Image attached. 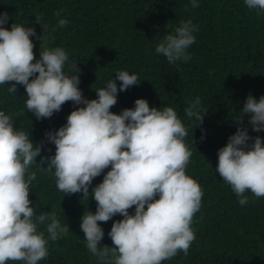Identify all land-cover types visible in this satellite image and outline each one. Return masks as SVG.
I'll return each mask as SVG.
<instances>
[{"label":"clouds","instance_id":"clouds-1","mask_svg":"<svg viewBox=\"0 0 264 264\" xmlns=\"http://www.w3.org/2000/svg\"><path fill=\"white\" fill-rule=\"evenodd\" d=\"M243 4L264 13V0H243ZM189 6L197 8L199 0H188L185 9ZM62 12L56 15L61 17ZM40 19L36 18L38 25ZM8 20L7 13H0V85L13 82L7 87L10 94L17 85L23 86L25 109L37 120L50 118L67 101L83 106L75 107L62 126L46 131L35 144L30 132L14 127L13 118L0 110V264H38L48 255V241L69 231L54 214L37 212L29 200V186L36 179L30 170L33 165L52 174L64 194L81 193V198L96 202L94 213L87 209L82 213L79 229L98 264H161L178 251L187 256L195 238L192 217L200 209L203 192L186 175L192 153L184 142L187 129L175 108L157 109L145 99H135L132 108L112 113L118 91L139 85L136 73L115 72V80L108 79L95 90V99H87L78 87L77 64L65 71L69 58L64 48L40 47L34 61L30 37L42 43L45 30L41 28L42 35L37 36L33 27L11 23L5 28ZM67 23L61 17L57 27ZM196 31L191 19L180 21L163 36L155 52L169 64L188 61ZM237 113L232 117L235 132L217 150L215 172L243 206L248 202L246 192L264 197V138L249 135V126L253 133L264 132V95L257 100L249 94ZM184 114L199 121L196 125L202 122L205 112L199 97ZM46 144L54 145V155H41L42 149L48 151ZM38 156L39 164L46 167L37 166ZM102 172L101 182L90 192L93 179ZM117 214L122 219L113 220L107 233L113 247L100 245L104 232L98 222Z\"/></svg>","mask_w":264,"mask_h":264},{"label":"trees","instance_id":"trees-1","mask_svg":"<svg viewBox=\"0 0 264 264\" xmlns=\"http://www.w3.org/2000/svg\"><path fill=\"white\" fill-rule=\"evenodd\" d=\"M187 4L188 0H0V13L9 17L5 28L11 23L33 27L37 36L42 35L41 28L45 30L42 43L30 37L34 61L40 47L64 48L69 58L65 71L77 64L78 87L87 99H95V90L108 79L115 80V72L136 73L139 85L118 91L112 113L132 108L135 99H145L150 107L169 106L177 111L187 129L184 142L192 153L186 175L198 182L203 195L200 209L192 217L195 238L188 255L178 251L161 264H264V197L246 192L248 202L241 206L215 172L217 150L236 129L232 117L249 94L257 100L264 95V13L249 10L243 0H199L197 8L186 10ZM60 9L61 17L68 21L62 28L57 27ZM187 19L197 27L195 43L187 50L191 58L169 64L155 47ZM11 83L0 85V110L13 118L14 127L30 132L34 144L46 131L62 126L75 107L83 106L67 101L50 118L37 120L25 109L23 86L17 85L10 94L7 87ZM195 97L200 98L202 114L205 112L198 125L199 121L184 114ZM247 120L246 115L245 126ZM249 135L264 138V132L253 133L250 126ZM45 147L48 151L42 149L41 155H54V145ZM39 160L36 157L37 166L46 167ZM30 170L36 173L29 186L33 207L54 214L69 230L56 241H48V255L38 264H98L79 229L82 213L86 209L94 213L96 202L81 198V193L64 194L56 188L52 174L35 165ZM102 176L103 172L93 179L90 192ZM128 211L131 214L132 209ZM120 219L117 214L98 222L104 232L100 245L113 247L107 233L112 221Z\"/></svg>","mask_w":264,"mask_h":264}]
</instances>
